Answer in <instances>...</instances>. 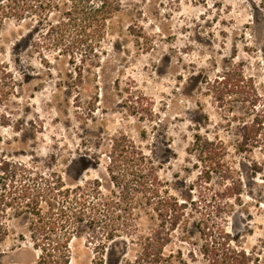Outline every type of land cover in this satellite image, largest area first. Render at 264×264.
I'll list each match as a JSON object with an SVG mask.
<instances>
[{"label": "rangeland", "instance_id": "obj_1", "mask_svg": "<svg viewBox=\"0 0 264 264\" xmlns=\"http://www.w3.org/2000/svg\"><path fill=\"white\" fill-rule=\"evenodd\" d=\"M51 1L18 15L0 0V222L9 226L0 264L31 260L33 215L5 197L12 163L39 182L60 176L87 200L70 264H92L98 196L120 204L123 222L160 223L140 186L151 167L160 195L182 204L167 263L220 264L223 234L249 264H264V0H117L96 53L74 41L82 28L65 19L71 2ZM254 119L263 125L250 147ZM138 158L146 170L119 168ZM119 234L135 259L140 246Z\"/></svg>", "mask_w": 264, "mask_h": 264}, {"label": "trees", "instance_id": "obj_2", "mask_svg": "<svg viewBox=\"0 0 264 264\" xmlns=\"http://www.w3.org/2000/svg\"><path fill=\"white\" fill-rule=\"evenodd\" d=\"M6 1L11 3L7 8L8 13L18 15L31 8L40 12L41 9L50 11L55 6L51 0H21L28 3L29 8L18 6L19 0ZM68 1L71 6L65 14L67 23H74L75 28H82L74 41L78 46L85 45L86 42L88 52L96 53L95 44L100 42L108 19L120 9V4L117 0ZM262 125L258 119L245 125L248 146H254L250 141H257ZM128 162L123 161L119 168L124 165L126 169L134 168L138 172L146 170L141 165V158H138L135 164ZM9 166L12 178L5 196L9 200L7 204L12 206L15 203L19 213L33 215L28 226L31 242L23 248L31 257L28 264H70L69 242L74 234L76 222L84 218L87 200L80 198L78 193L73 194L68 188H63L60 176L52 182L47 179L39 182L31 178L30 170L21 164L12 163ZM150 170L151 182H140V186L143 188L141 191L150 194L147 197L148 202L154 205L152 209L160 216V223L141 228L139 224L123 222L121 215L116 214L117 209L122 210L119 208L120 204L109 197L98 196L87 224V241L93 245L94 251L92 264H169L164 256V249L170 243L175 223H178L181 217L182 204L179 205L171 195H160L161 182L154 168L151 167ZM31 181L33 183H29ZM153 198L155 199L152 200ZM43 201L47 204L46 211L40 206ZM168 217L170 220H167ZM121 232L131 235L134 239L132 241L140 246V251L133 260L124 258L130 241H118ZM8 233L9 226L0 222V250ZM219 239L215 249L219 251L220 258L213 260L220 261V264H249L245 251L230 248L227 237L223 234ZM117 244H120V248L116 247Z\"/></svg>", "mask_w": 264, "mask_h": 264}]
</instances>
